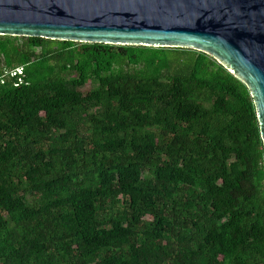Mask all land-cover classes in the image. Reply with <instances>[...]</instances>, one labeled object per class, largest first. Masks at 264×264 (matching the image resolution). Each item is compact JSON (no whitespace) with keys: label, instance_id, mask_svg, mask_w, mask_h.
Wrapping results in <instances>:
<instances>
[{"label":"trees","instance_id":"trees-1","mask_svg":"<svg viewBox=\"0 0 264 264\" xmlns=\"http://www.w3.org/2000/svg\"><path fill=\"white\" fill-rule=\"evenodd\" d=\"M0 264H264L248 85L193 48L0 35Z\"/></svg>","mask_w":264,"mask_h":264},{"label":"water","instance_id":"water-1","mask_svg":"<svg viewBox=\"0 0 264 264\" xmlns=\"http://www.w3.org/2000/svg\"><path fill=\"white\" fill-rule=\"evenodd\" d=\"M0 35L204 51L248 85L264 142V0H0Z\"/></svg>","mask_w":264,"mask_h":264},{"label":"rangeland","instance_id":"rangeland-1","mask_svg":"<svg viewBox=\"0 0 264 264\" xmlns=\"http://www.w3.org/2000/svg\"><path fill=\"white\" fill-rule=\"evenodd\" d=\"M19 72H21L20 70H18Z\"/></svg>","mask_w":264,"mask_h":264}]
</instances>
